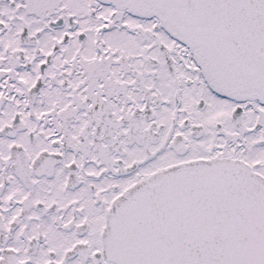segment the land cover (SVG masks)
<instances>
[{"label":"snow or ice","instance_id":"1","mask_svg":"<svg viewBox=\"0 0 264 264\" xmlns=\"http://www.w3.org/2000/svg\"><path fill=\"white\" fill-rule=\"evenodd\" d=\"M0 264H264V0H0Z\"/></svg>","mask_w":264,"mask_h":264}]
</instances>
